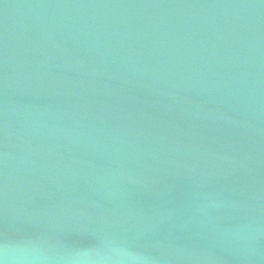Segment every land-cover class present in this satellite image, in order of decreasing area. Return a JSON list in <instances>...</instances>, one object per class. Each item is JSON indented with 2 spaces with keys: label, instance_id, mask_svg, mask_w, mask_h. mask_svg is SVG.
Segmentation results:
<instances>
[{
  "label": "water",
  "instance_id": "water-1",
  "mask_svg": "<svg viewBox=\"0 0 264 264\" xmlns=\"http://www.w3.org/2000/svg\"><path fill=\"white\" fill-rule=\"evenodd\" d=\"M5 246L264 264V0H0Z\"/></svg>",
  "mask_w": 264,
  "mask_h": 264
},
{
  "label": "clouds",
  "instance_id": "clouds-1",
  "mask_svg": "<svg viewBox=\"0 0 264 264\" xmlns=\"http://www.w3.org/2000/svg\"><path fill=\"white\" fill-rule=\"evenodd\" d=\"M0 264H34V258L25 253L10 257L8 255L7 246H5V248L0 251ZM112 264H119V261H114Z\"/></svg>",
  "mask_w": 264,
  "mask_h": 264
}]
</instances>
